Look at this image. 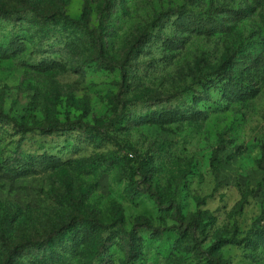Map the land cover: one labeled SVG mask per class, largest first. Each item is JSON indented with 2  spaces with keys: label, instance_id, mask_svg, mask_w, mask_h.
<instances>
[{
  "label": "rangeland",
  "instance_id": "374dc122",
  "mask_svg": "<svg viewBox=\"0 0 264 264\" xmlns=\"http://www.w3.org/2000/svg\"><path fill=\"white\" fill-rule=\"evenodd\" d=\"M227 8L246 17L212 36L186 16ZM32 9L83 23L89 40L36 56L33 26L0 21V264L17 247L15 264H93L89 234L50 241L89 230L79 213L97 220V264H264V0Z\"/></svg>",
  "mask_w": 264,
  "mask_h": 264
},
{
  "label": "trees",
  "instance_id": "16d2710c",
  "mask_svg": "<svg viewBox=\"0 0 264 264\" xmlns=\"http://www.w3.org/2000/svg\"><path fill=\"white\" fill-rule=\"evenodd\" d=\"M21 6H23L25 9L23 11H8L3 7H0V21H5L8 23H28L31 26L34 27L35 32L34 35H31V38L36 40L35 43V51L33 52L36 56H46L48 58L49 52L52 50H55L58 48V46H61L62 44H65V37H72V42L75 43L77 46H83L85 43L89 40L88 34H87V28L82 27L81 25L83 23L74 22L70 18L66 19H60L56 14L54 15H43L42 13L39 14L36 9H32L33 6H35V0H21L20 1ZM229 15L228 18L223 17L222 19H219L217 15L213 16V14H210L209 16H201L199 14H195L192 11H187L186 16L191 18L193 21L192 27L194 28L193 31L199 32V35L204 36H212L215 35L218 32L227 33L230 31V24H231V18L240 21V19H244L246 15L240 11H236V9H230L227 8L226 11ZM15 20H17L15 22ZM234 22V21H233ZM73 30L71 29V27ZM70 27V28H69ZM28 39L25 37H20L19 42H27ZM96 43V47L98 45L100 46V42L94 40ZM15 44V43H14ZM93 45V46H95ZM101 47V46H100ZM92 62V61H91ZM16 127L19 129H22L25 132H30L27 127H21L20 125H17ZM42 132L45 135L56 133V132H66V129L63 128L62 125L57 124L53 125L49 128H44ZM55 160H57L55 158ZM137 162V161H136ZM139 165V162H138ZM137 187V186H135ZM138 188V187H137ZM136 190V189H135ZM149 192L137 189L135 192L136 194ZM173 205H170L171 209L176 207V203L173 202ZM76 218L73 219V226L79 222L87 224L90 228L89 230L86 229L84 231L78 232L76 231L72 235H63L62 237L56 236L55 238H51L50 241H53L52 243H60V244H67L69 242L72 246L74 244H79L78 242H81L82 239L80 237V234L87 233L89 234L87 241L95 246L93 250L89 253V256L93 259L94 263L98 262L103 258V245L104 240L102 236L98 233V223L97 220L92 219L91 216L88 217L87 215H81L80 213L75 216ZM74 226V227H75ZM86 226V225H85ZM102 229V226H100ZM81 239V241H80ZM99 243V246L97 245ZM40 245V243H38ZM1 246V244H0ZM22 248H9L6 249V260L5 264H12L17 263V258L13 257L14 253L17 251H20ZM30 250L29 247L25 250ZM46 250V248H45ZM44 250V251H45ZM85 252H83L81 255L83 256ZM48 250L44 252V257H47ZM79 255V254H78ZM76 255V256H78ZM51 256V255H50ZM55 259L52 255V257H48L43 259L42 262L38 264H54Z\"/></svg>",
  "mask_w": 264,
  "mask_h": 264
}]
</instances>
